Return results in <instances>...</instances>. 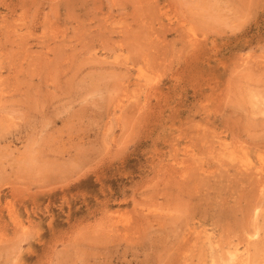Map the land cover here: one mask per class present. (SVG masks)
Instances as JSON below:
<instances>
[{
  "label": "rangeland",
  "instance_id": "374dc122",
  "mask_svg": "<svg viewBox=\"0 0 264 264\" xmlns=\"http://www.w3.org/2000/svg\"><path fill=\"white\" fill-rule=\"evenodd\" d=\"M0 264H264V0H0Z\"/></svg>",
  "mask_w": 264,
  "mask_h": 264
},
{
  "label": "bare ground",
  "instance_id": "6f19581e",
  "mask_svg": "<svg viewBox=\"0 0 264 264\" xmlns=\"http://www.w3.org/2000/svg\"><path fill=\"white\" fill-rule=\"evenodd\" d=\"M232 252V251H231ZM232 258V257H231Z\"/></svg>",
  "mask_w": 264,
  "mask_h": 264
}]
</instances>
